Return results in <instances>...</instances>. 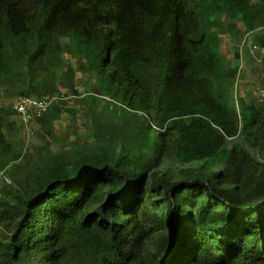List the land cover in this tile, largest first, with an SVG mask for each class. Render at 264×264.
Returning <instances> with one entry per match:
<instances>
[{"label":"trees","instance_id":"obj_1","mask_svg":"<svg viewBox=\"0 0 264 264\" xmlns=\"http://www.w3.org/2000/svg\"><path fill=\"white\" fill-rule=\"evenodd\" d=\"M226 22L264 30V0H0V89L74 97L96 140L15 164L0 105V264H264V103L229 105Z\"/></svg>","mask_w":264,"mask_h":264},{"label":"rangeland","instance_id":"obj_2","mask_svg":"<svg viewBox=\"0 0 264 264\" xmlns=\"http://www.w3.org/2000/svg\"><path fill=\"white\" fill-rule=\"evenodd\" d=\"M223 25V33L220 34V53L224 57V60L228 61L229 66H231V62L234 61L235 57L238 61L236 78L232 90L229 91V99L231 101L229 105L230 107H235L240 95L252 99L258 86L264 83L259 75V69L250 64L252 63L250 46L256 43L257 38L263 37L262 39L264 40V30L257 28L249 32H241L239 27L231 29V26H229L230 24H227V22ZM235 54H237V56ZM87 80H90L89 76L83 79L77 78L76 83L81 85ZM0 90V105L2 103H14L18 98V96L14 94L15 91L12 86L1 87ZM64 96L65 97H53L52 100L53 102H58V106L62 108L66 107L79 110L84 106L82 105L83 103L76 102L77 100H75L74 97H70L68 94ZM104 108L105 102L102 100H95L90 104V109L93 112H100L104 110ZM108 110H110L107 111L108 113L113 112L111 109ZM60 116L61 119L48 133L42 131L36 123L26 128L22 126L14 116H11L10 121L13 122L14 125L11 128V133L8 135V139L16 150L22 152L21 161L15 164L23 163L28 168H31L36 164H40L41 161L47 159L51 154L74 151L78 148V144L75 140L79 136L85 139H91L92 142L96 141L92 139L87 129L80 126V119L70 120L64 108ZM86 118L89 125L92 124V116ZM74 124H76L77 127L79 126V129L76 131L72 129ZM79 145L81 148L82 144ZM4 183L10 184V181L6 173L1 172L0 187ZM5 237L0 227V241L4 240Z\"/></svg>","mask_w":264,"mask_h":264},{"label":"built area","instance_id":"obj_3","mask_svg":"<svg viewBox=\"0 0 264 264\" xmlns=\"http://www.w3.org/2000/svg\"><path fill=\"white\" fill-rule=\"evenodd\" d=\"M250 48V55L252 57V63L250 64L259 69V75L262 81H264V44L253 43ZM253 98L258 104L264 103V83L258 86ZM51 101L48 98L18 97L13 103V111L19 123L27 128L47 112Z\"/></svg>","mask_w":264,"mask_h":264}]
</instances>
